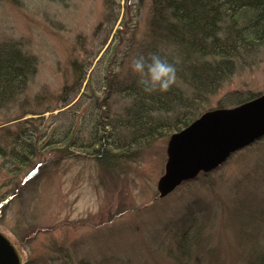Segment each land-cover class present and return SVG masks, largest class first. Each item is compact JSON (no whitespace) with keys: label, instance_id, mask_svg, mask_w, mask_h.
I'll use <instances>...</instances> for the list:
<instances>
[{"label":"rangeland","instance_id":"obj_1","mask_svg":"<svg viewBox=\"0 0 264 264\" xmlns=\"http://www.w3.org/2000/svg\"><path fill=\"white\" fill-rule=\"evenodd\" d=\"M159 1L0 0V43H15L37 59L26 89L0 106V198L9 193L0 201V231L16 244L22 264H244L264 253V135L164 197L157 183L172 133L114 172L76 146L60 159V149L49 145L22 167L9 161L17 137L35 130L46 145L56 126L62 140L72 112L76 126L89 119L87 80L71 102L74 60H91V75L110 73L114 86L133 74L130 58L160 41L152 27ZM256 47L194 111L216 108L236 93H264V42ZM101 96L115 109L128 101L112 86Z\"/></svg>","mask_w":264,"mask_h":264},{"label":"trees","instance_id":"obj_2","mask_svg":"<svg viewBox=\"0 0 264 264\" xmlns=\"http://www.w3.org/2000/svg\"><path fill=\"white\" fill-rule=\"evenodd\" d=\"M157 7L158 26L155 28L152 23V27L159 31L160 41L157 43L154 39L155 42L152 41L141 54L159 52L170 57L178 56L181 63L177 65V84L167 93L148 94L138 85L134 74L128 73L114 86L109 81L110 76L107 77L110 73L98 78L91 75V60L85 64L74 60L73 84L77 85V90L71 102L87 80L86 87L92 91L88 95L92 98L89 119L81 118L76 126L78 117L76 111L72 112L74 121L70 122L62 140L56 138L59 128L56 126L48 135L46 145H41L45 135L35 130L29 133L28 139L17 137L9 149L11 163L13 161L17 168L22 167L25 162H30L39 147L43 149L49 145L60 149V159L72 154L76 146L97 161L99 168L114 172L122 163L129 164L148 143L186 127L206 111V108L199 112L194 108L233 74L240 59L264 42V0H160ZM165 42L173 47H167ZM36 71L37 59L33 54L24 52L15 43H0V106L14 101L26 89ZM111 86L114 92L128 99L117 109L110 106L108 100H101V92ZM63 94H70L69 86ZM256 96L236 93L229 102L218 107L236 106ZM60 142L62 147H59ZM5 149L1 148V153ZM49 161L51 159L46 162ZM37 178L32 177L33 181ZM5 196L0 201L9 198ZM187 240L190 241L185 238ZM256 255H250L251 260L247 259L244 264L264 263V253L257 252ZM80 264L94 263L83 259Z\"/></svg>","mask_w":264,"mask_h":264},{"label":"water","instance_id":"obj_3","mask_svg":"<svg viewBox=\"0 0 264 264\" xmlns=\"http://www.w3.org/2000/svg\"><path fill=\"white\" fill-rule=\"evenodd\" d=\"M264 135V93L232 107L202 112L192 123L171 134L167 160L157 187L164 197L182 182L223 164L231 154ZM12 239L0 231V264H22Z\"/></svg>","mask_w":264,"mask_h":264},{"label":"clouds","instance_id":"obj_4","mask_svg":"<svg viewBox=\"0 0 264 264\" xmlns=\"http://www.w3.org/2000/svg\"><path fill=\"white\" fill-rule=\"evenodd\" d=\"M121 56H124L123 52ZM180 63L181 60L178 56L170 57L168 54L149 52L147 55L132 56L129 68L138 78L137 83L145 93H167L177 84V65Z\"/></svg>","mask_w":264,"mask_h":264}]
</instances>
